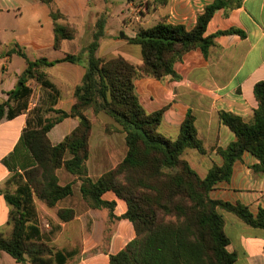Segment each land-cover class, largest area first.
I'll use <instances>...</instances> for the list:
<instances>
[{
  "label": "trees",
  "instance_id": "16d2710c",
  "mask_svg": "<svg viewBox=\"0 0 264 264\" xmlns=\"http://www.w3.org/2000/svg\"><path fill=\"white\" fill-rule=\"evenodd\" d=\"M50 7L54 21V49L60 51L64 41L73 40L75 31L61 21L66 16L56 0H41ZM136 3L145 0H127ZM171 0H146L145 9L167 7ZM242 0H214L198 15L196 26L188 30L183 24L162 20L148 29L140 30L130 44L141 48V65L124 57L103 58L97 52L106 34L105 20L100 18L92 42L83 49L87 53L86 71L82 83L75 88V103L70 111L50 108L56 118L37 117L35 126L24 131L20 145L24 146L32 161L24 166L26 183L16 194L6 193L11 207L10 236L0 232V251L16 262L26 264H67L78 251L57 250L50 240L59 227H52L50 236L42 233L33 197L48 207L74 194V184L61 185L58 170L65 169L81 182V194L94 210H108L111 220H128L136 237L117 254H110V264H236V255L229 252V237L224 231V218L219 210L231 213L248 226L264 231V208L254 216L247 207L215 200L210 192L220 182H227L233 164L244 152L253 155L258 164L253 168L264 171V81L257 82L253 94L257 108L249 121L231 112L219 111L218 118L235 136L227 148H218L223 159L221 166L214 165L202 179L189 162L181 159L185 151L197 150L205 154L198 139L196 117L189 111L176 140L159 133L167 107L149 113L141 103L136 81L142 78L180 80L176 64L191 51L201 49L209 57L215 38L223 35L245 37L243 31L231 28L206 36L208 24L217 10L225 15L240 5ZM66 54L61 59L39 58L32 60L23 50L8 51L18 54L26 64L20 86L0 104V124L8 113L12 119L26 112L33 95L31 81L55 90L47 70L60 63L81 64L82 54ZM2 56V55H0ZM13 102L15 106H13ZM95 114L106 113L123 127L128 152L116 168L94 180L89 175L90 139L93 125L87 110ZM35 110V109H34ZM66 118L79 122L65 139L52 144L49 133ZM108 193L126 203L127 211L118 216V203L105 198ZM58 217L63 223L76 218L74 209H61Z\"/></svg>",
  "mask_w": 264,
  "mask_h": 264
},
{
  "label": "crops",
  "instance_id": "0c3cea01",
  "mask_svg": "<svg viewBox=\"0 0 264 264\" xmlns=\"http://www.w3.org/2000/svg\"><path fill=\"white\" fill-rule=\"evenodd\" d=\"M213 1L171 0L167 7L157 9L153 7L148 13L152 15L158 12L159 20L165 18L169 23L183 24L188 30H192L196 26L198 15ZM56 5L66 16L74 17L76 14L79 16L84 14L89 6V0H56ZM231 28L243 31L245 37L238 35L216 37L215 46L210 49L209 57H205L201 49L189 52L184 60L177 63L175 67L176 72L181 76L180 80L167 78L160 81L147 77L136 81L140 100L147 112L152 113L167 107L159 129L166 137L177 139L183 121L188 112L192 111L196 116L199 137L205 147L207 149L214 146L225 147L235 137L220 122L218 112H231L247 120L257 107L253 87L257 82L264 81V0H242L240 5L230 10L227 15L224 10H217L208 24L206 36ZM107 35L108 32H106L105 38L103 37L100 41L98 57L110 59L122 56L136 65L143 63V60L141 63H136L123 55L112 57L121 51L129 55L128 51L132 48L127 47L126 51H117L124 41L121 40L120 43L113 38H106ZM42 36L48 38L47 43ZM66 42L70 41H64L63 48ZM51 46L55 50L54 21L48 5L41 0H0V55H2L0 56V104L6 102L9 99V94L21 85L20 78L27 67L25 60L18 54L7 56L6 53L12 50H23L30 59L35 60L44 57L33 59L28 54L29 48L42 52L46 47ZM63 48L57 52H62ZM64 56L65 54L51 60L61 59ZM58 65L61 66L59 70L56 67ZM56 66L48 69L55 70V80L48 78L54 84L57 92L42 86L40 88H44L48 92L52 108L70 111L75 103V88L82 83L86 66L82 70L81 64L60 63ZM62 71L66 74L63 75ZM47 74L49 76V72ZM13 106H15L14 102ZM36 110L29 106L26 112L12 119L8 118L6 112L0 124V232L6 236L11 235L12 225L9 224L11 207L5 195L6 193L16 194L19 187L26 183L24 166L33 162L31 154L24 146L20 145V141L28 126H35L37 117L45 118L36 113ZM90 118L93 120V134L87 165L90 177L97 180L106 172L116 168L120 161L112 168L104 170L105 161L112 159L116 152V145H113L114 141L111 136L106 139L105 129L99 135V142H95L96 119L93 114L90 115ZM106 120L108 124L113 122L112 119ZM78 125L76 119L63 120L49 133L52 144L57 145L62 142ZM56 130L57 133H55ZM122 149L125 150V144H122ZM96 154L98 155L97 159L94 157ZM213 154V150L207 154L188 150L186 155L190 156V159L185 160L200 176L206 177L214 164L219 165L222 162L220 157ZM123 158L124 156L122 160ZM257 163L256 158L245 153L241 161L234 165L229 182H221L216 185L210 194L211 198L245 206L255 216L260 208H264V173H256L252 170L253 165ZM58 177L63 186L76 182L74 194L58 202L54 208L48 207L34 196L39 226L40 228L42 226L59 227V230L52 236H50L51 231L46 233L42 228L41 231L46 237L50 236V242L57 250L70 252L78 249L61 242L63 239L69 241L68 226L78 223L84 231H87L88 227L94 228V240L90 242L93 247L86 245L87 238L83 233L81 234L85 242V244L82 243L81 255L85 257L88 251L96 249V246L101 242L100 236L98 240L96 237L97 233L101 232L100 221L103 213L101 210L92 209L84 200L80 191L81 182L76 181L77 178L74 175L65 169H60ZM77 194L80 197L79 207L71 204V199ZM109 194L113 193L106 194L105 198L110 201L116 200L118 210L119 201L122 200L116 196L115 198L110 197ZM79 208L82 210L79 211ZM61 209H74L76 218L68 223L61 222L58 217V211ZM126 209L127 206L121 211L117 212L116 210V214L121 216ZM44 213L50 217H45ZM222 215L224 231L230 239L227 248L229 252L235 253L237 264H264V231L246 225L233 214L222 212ZM135 237L133 225L131 227L127 220L118 221L110 241L109 252L91 253L90 256L85 257L86 259L82 258V261L77 264H110L109 255L120 252Z\"/></svg>",
  "mask_w": 264,
  "mask_h": 264
},
{
  "label": "rangeland",
  "instance_id": "374dc122",
  "mask_svg": "<svg viewBox=\"0 0 264 264\" xmlns=\"http://www.w3.org/2000/svg\"><path fill=\"white\" fill-rule=\"evenodd\" d=\"M145 3H146V0L145 1H138L136 3H128L127 0H89V6H88V8L86 9V11L84 12L83 15L79 16V14H76V16H74V17H68L67 21H61L62 23H66L68 26H70L75 31L74 39L73 40H69L70 42H66L64 48L62 47L63 48L62 52H57V51L53 50V48L51 46V47H46L42 52L29 48L28 49V54L33 59L34 58H38L40 56L47 57V58H50V59H54V58L62 57L64 54L66 55V54H80V53H83L82 52L83 49L86 48L92 42L93 34L95 33V31L97 29V22L99 21L100 18H103L105 20V22H106L105 23L106 32H108V35H113V36H108L107 35L106 38H113V40L118 41L120 43H121V40L124 41V42H122V44H120L119 50H117V51H120V50H125L126 51L128 48H132L131 50L128 51L129 55H131V56L127 55L124 51H121L120 53H116L115 55H112V57L118 56V55H123V56H125L127 58H130L131 60H133L136 63H141L142 56H141L140 46L134 45V44H130L128 39H132V38L136 37L137 33L140 30H142V29H148V28L154 26L155 24H157L158 22H160L162 20H167L165 18L162 19V20H159L160 19V15L158 14V12H156V13H154L152 15H149L148 11H146V9H145ZM121 34H124L125 37L122 38ZM42 37L44 38V41L47 43V39L48 38L46 36H42ZM107 40H109V39H107ZM50 44H51V42H50ZM86 65H87V53L84 52L82 54L81 70L83 68H85ZM56 67H57V70H59L61 66L58 65ZM54 71L55 70H53V69L47 71V72H49V76L48 77L51 80H53V79L55 80V78H54L55 72ZM62 74L65 75L66 72L62 71ZM29 84L34 90L33 95H32V97L30 99V106L33 109H37L36 113H38L39 115H42L45 118L46 117L47 118H49V117L50 118H56L57 114H55L54 112H51L49 110L50 108H52V105L49 102L50 99H49V96H48V92L44 88H40V85L36 81H31ZM137 93H138V90H137ZM55 109H57V108H55ZM159 110L160 109H158L156 111H159ZM254 110L252 111V114H251L250 118L247 119V120H245L241 116H239V117H241L244 121H249L251 119V117L253 116ZM86 113H87V116H88L89 120L91 121L92 125H93V120L90 118V115L93 114L94 115V119H96L95 120V122H96L95 123L96 124L95 125V142H99V140H100L99 139V135H101L102 131L105 129V133L107 135V136H105L106 139H108L109 136H111V139H113V141H114L113 145H116L115 146V151L116 152L113 155L112 159H108V160L105 161L106 162V164H105L106 166L104 167V170L112 168L119 161L121 163L125 159V157L127 155V152H128V146H127V143H126V134L123 131V127L119 123H117L114 118H112L110 115H108L106 113L95 114L92 109L87 110ZM106 119H112V121H113L112 124H108ZM196 128H197V125H196ZM159 129H160V127H159ZM225 129H227V128H225ZM158 131L165 138L173 140L172 138L166 137V135L161 133L160 130H158ZM180 131H181V129H180ZM55 133H57V130H56ZM92 134H93V131H92ZM112 135H115V136H112ZM179 136H180V134H179ZM198 139L202 141V139L199 137V133H198ZM90 141H91V139H90ZM202 143H203L204 149L206 150L205 154H207L209 152L211 153V151L213 150L214 151L213 155L217 156L218 158L219 157L221 158V156L217 152V149L218 148L225 149V148L228 147V145L231 142L225 147L214 146L211 149L210 148L207 149L205 147V144H204L203 141H202ZM122 144H125V150L122 149ZM190 150L191 149H189V151ZM112 151L114 152V149H112ZM245 153H248V152H244L241 155V157L238 160L235 161V163L233 164V168H234V165L237 162L241 161V159H242V157H243V155ZM248 154H250V153H248ZM123 156H124V158L122 160ZM251 156H253V155H251ZM94 157H96V159H97L98 155L96 154V155H94ZM181 159H184V160L185 159H190V156H187L186 155V151H185L184 154L181 156ZM221 161H222L221 164H219L217 166H221L222 165V163H223V159L222 158H221ZM257 164H255V165H257ZM255 165H253V167ZM253 167H252V170L254 172H256V173H264V171H256ZM233 168H232V174H233ZM198 175L200 176L199 173H198ZM200 177L202 179L206 178V177H202V176H200ZM227 182H229V181H227ZM215 186H214V188H215ZM80 188H81V186H80ZM213 189H212V191H213ZM211 192H210V194H211ZM109 195H110V197L115 198L114 194H109ZM210 197H211V195H210ZM71 200H72V202H71L72 205H75V206H78V207L80 206V204H79L80 197L78 196V194L75 195ZM119 203H120V206H119L117 212L121 211L124 207H126V204L123 201H119ZM81 210L82 209L79 208V211H81ZM126 211H127V209L125 210V212ZM219 211L221 212V214H222V212H224L222 210H219ZM102 213H103V216H102V220L100 221L101 224H102L101 232H100V234L98 232L97 233V237H96V239L98 240V237L100 236L101 242L98 244L99 246L98 245L96 246L97 247L96 249L88 251L86 253L85 257L90 256L91 253L92 254L93 253H97L98 254L100 252H102V253L109 252L110 241L112 239L113 232H114L115 228L117 227L118 220H111L110 217H109L108 210H102ZM45 217L49 218L50 216L45 214ZM127 222L132 227L131 222H129L128 220H127ZM41 228L46 233H48L49 231L52 230V227H50V226H42ZM83 231L84 230L79 227L78 223H73L70 226H68L67 235L68 234L70 235L69 241L66 240V239H63L61 242H63L64 245H67V246L71 245L75 249H78L77 251H79V253L73 259H71L67 264H77L79 261L80 262L82 261V258H85V257H82V255H81V251H82V247H83L82 243L85 244V242H86V245L88 247H93V246L90 245V242H93V240H94L95 229L92 228V227H88L87 231H84V232ZM4 232H6V231L4 230ZM82 233L84 234V237L87 238V240L85 242H84V237H82V235H81ZM227 250H228V248H227ZM78 258H79V260L77 261ZM0 263L1 264H22V263L16 262V260L13 257H11L6 252H2V251H0ZM26 264H30V263L28 262ZM236 264H237V261H236Z\"/></svg>",
  "mask_w": 264,
  "mask_h": 264
},
{
  "label": "water",
  "instance_id": "95a60500",
  "mask_svg": "<svg viewBox=\"0 0 264 264\" xmlns=\"http://www.w3.org/2000/svg\"><path fill=\"white\" fill-rule=\"evenodd\" d=\"M121 37H122V38H124V37H125V35H124V34H121Z\"/></svg>",
  "mask_w": 264,
  "mask_h": 264
}]
</instances>
